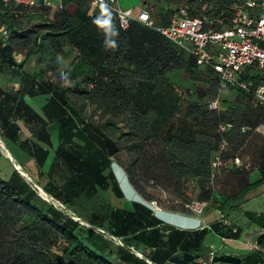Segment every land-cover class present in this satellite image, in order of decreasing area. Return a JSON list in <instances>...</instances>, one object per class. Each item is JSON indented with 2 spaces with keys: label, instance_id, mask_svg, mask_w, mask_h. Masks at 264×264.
Instances as JSON below:
<instances>
[{
  "label": "trees",
  "instance_id": "1",
  "mask_svg": "<svg viewBox=\"0 0 264 264\" xmlns=\"http://www.w3.org/2000/svg\"><path fill=\"white\" fill-rule=\"evenodd\" d=\"M150 1L154 26L133 19L122 29L111 13L101 6L91 8L89 0H62L59 9L39 8L16 16L0 0V26L8 30L4 44L0 42V68L21 67L32 55L43 63L40 80L23 73L13 94L0 89V105L7 100L14 103L7 110L0 106V134L4 140H17L18 127L8 120L12 110L33 138H24L18 145L35 163L37 176L29 174L34 183L80 220L120 241L113 250H104L87 234L79 235V221L38 196L31 183L13 169L7 178L0 176V264H166L170 256L183 252L197 254L190 262L197 264L207 258L208 234L241 236L239 225L222 218L196 228L164 223L152 211L149 202L154 198L139 193L145 181L136 178L129 167L122 169L131 186L128 190L141 199L127 200L129 208H123L110 198L109 191L116 198H125L115 174L119 168L112 164L119 165L114 156L123 151L132 155L134 147L140 149L156 138L155 164L172 189V201L164 208L171 211L190 215L184 204L194 200L219 211L234 208L246 192L264 184V135L252 144L256 128L264 124V106L253 105L250 91L222 84L216 72L197 65L192 55L164 37L155 28L160 24L154 14L157 11L170 18L175 9L162 12L155 6L159 0ZM182 1L175 0L177 6ZM233 1L187 0L191 14L223 17L224 23ZM259 3L264 7V0ZM109 17L110 24L103 25ZM66 47H72L75 55L64 70H58L69 55ZM16 53L22 55L20 61H16ZM239 77L250 90L264 82V72L252 66ZM224 88L236 89L232 99L218 98ZM26 94H48L43 114L24 101ZM202 95L208 102L216 99L217 108H205ZM183 105L185 118L201 117L214 126V133L202 129L174 134L171 125L162 133ZM118 116L123 121L120 126L114 119ZM50 123L57 124L58 144L50 167L55 176L42 170L52 146ZM219 124L230 126L219 131ZM130 137L134 140L129 141ZM222 139L227 141L221 154L223 164L211 175V156ZM242 149L249 153L246 160ZM235 155L242 166L232 163ZM137 160L132 157L133 164ZM253 169L259 178L249 182ZM245 214L259 229L254 241L264 249V232H260L264 213ZM137 248L145 251L143 258L135 254ZM241 264H264V254L251 251L241 256Z\"/></svg>",
  "mask_w": 264,
  "mask_h": 264
},
{
  "label": "built area",
  "instance_id": "2",
  "mask_svg": "<svg viewBox=\"0 0 264 264\" xmlns=\"http://www.w3.org/2000/svg\"><path fill=\"white\" fill-rule=\"evenodd\" d=\"M9 4L12 13L16 15L31 14L39 8L59 9L62 0H2ZM91 8L106 5L107 12L112 14V20L122 29L127 28L133 19L143 22L148 26H154L150 16L152 6L143 1L138 12L134 8H123L118 0H89ZM206 6V3L203 4ZM106 25L105 22L102 23ZM217 24V25H215ZM164 37L174 42L179 48L185 50L195 60L197 65L211 68L218 75L221 82L230 86L250 91L253 105L264 106V82L253 89H249L247 83L240 79V73L246 67H254L264 72V7L259 0H235L231 4L228 22L223 18L213 19L206 13L191 14L187 0H183L175 9L174 14L165 25L155 27ZM8 36L6 28L0 29V42L4 44ZM217 100L208 103L211 109L217 108ZM229 124H219L218 130L227 129ZM247 127H243L244 130ZM264 132V124L256 130ZM227 141L222 139L218 149L211 156V175L223 164L221 157ZM235 166H242V160L238 155L232 158ZM33 187V185L31 184ZM152 203V202H151ZM155 204V203H152ZM206 202L190 201L184 204L189 214L200 215L205 209ZM206 223H201L199 227ZM251 241V237H248ZM224 238H221L223 241ZM255 245V242H252ZM218 251L210 244L207 258L197 264H226L214 262L212 257Z\"/></svg>",
  "mask_w": 264,
  "mask_h": 264
},
{
  "label": "crops",
  "instance_id": "3",
  "mask_svg": "<svg viewBox=\"0 0 264 264\" xmlns=\"http://www.w3.org/2000/svg\"><path fill=\"white\" fill-rule=\"evenodd\" d=\"M140 3L143 1H147L151 4L150 0H138ZM137 2V1H136ZM177 5L178 3L175 2V0H159V2H156V8L158 10L160 9L162 12L165 9H170V5ZM119 4V2H118ZM120 5V4H119ZM132 5L127 4L126 6H123V8H130ZM173 9V8H172ZM174 14V12H173ZM198 13H196L197 15ZM215 19L221 18V17H213ZM223 18V17H222ZM168 17L164 16L162 14H159L157 11L154 14V20L157 24L165 25L168 22ZM4 25L1 24L0 29L3 28ZM66 55H69L59 64L58 70H64L67 65L71 62L75 55V51L72 47L65 48ZM14 57L16 61H20L22 58V55L20 53L14 54ZM43 63L36 61V56L32 55L29 58L25 60L23 65L21 67L17 66H7L3 65L0 68V89L4 92H9L13 94L20 86V82L22 80V74L26 73L29 75H35L37 80L41 79V74L39 72V67H41ZM48 94H35V95H24V101L29 104L33 109H35L40 114H43L42 108L47 103L48 100ZM3 98V95L0 94V100ZM14 105L12 100H7L5 104L0 105L2 108L4 107L5 110L8 108H11ZM9 122H13L18 127V135L16 141L11 140H4L0 134V176L2 178H7L13 169H15V166H19L21 170L25 172L27 176L30 177V180H32L31 176H37L36 173V167L33 159L25 152L23 151L19 145L18 142L24 138L26 139H33L31 136L30 131L28 128L24 125L23 120L17 116H14L12 114V110H10L9 116H8ZM48 130L51 137L52 146L49 150V154L42 166V170L46 173L47 171L50 172V176H55V170L51 169V162L53 159V152L55 147L58 144V136H57V124L56 123H50L48 125ZM3 145H2V144ZM242 159L246 160L248 158L247 154L242 155ZM16 170V169H15ZM120 171V170H119ZM30 174V175H29ZM120 176V173H119ZM24 178V176H22ZM259 178V173L256 169H253L248 177L249 182H253L256 179ZM26 179V178H25ZM27 180V179H26ZM28 181V180H27ZM34 182V181H33ZM128 186V184H127ZM128 195L131 197L133 196L130 192H128ZM122 199V198H121ZM126 203L129 204L127 201L128 199L123 198ZM249 201L255 202L256 204L252 205L251 208H245V204H247ZM113 203L118 206L114 201ZM234 208H225L223 211H219L220 215L219 218L224 219V221L232 222L236 225H239L242 228L241 236L239 238H224L222 241V244H226V241L231 239L234 240V243L231 246H228V250L225 251V253H231L235 254L240 257V263H241V256L245 255L251 251L258 250L261 254H264V249H261L255 245L252 242H255V236L257 233H259V229L256 227V225L248 219L245 212L249 211L254 215H259L260 213H264V184L258 185L252 189H250L248 192L244 194V196L241 198V200L237 201V206H233ZM129 208V207H127ZM163 210H169L167 208L161 207ZM215 209V208H212ZM171 211V210H169ZM166 218L170 220V216H178L181 217L182 220H179V224H182V227L185 226L188 227H194L197 224L201 223H208L210 221H206V218L203 214L201 215H193L190 214L189 216H183V215H177V214H165ZM208 215H210L208 213ZM260 232H264V230H260ZM248 236H245V235ZM245 236V237H244ZM251 237V241H246L245 248H241L238 243H240L239 240L245 241L244 239L246 237ZM221 239V238H220ZM249 239V238H248ZM206 245V242H205ZM219 253V252H218ZM166 264H173L171 262H167ZM191 264V263H188Z\"/></svg>",
  "mask_w": 264,
  "mask_h": 264
},
{
  "label": "rangeland",
  "instance_id": "4",
  "mask_svg": "<svg viewBox=\"0 0 264 264\" xmlns=\"http://www.w3.org/2000/svg\"><path fill=\"white\" fill-rule=\"evenodd\" d=\"M137 1V2H136ZM119 4L121 7L126 6L127 4H131L134 8V13L138 12L140 9V1L138 0H118ZM130 7V8H131ZM170 8L176 9L177 5H170L168 6ZM69 10H72V6L68 7ZM175 11V10H174ZM187 75L184 73L183 77H186ZM183 83L186 82V79H184L183 81H181ZM222 84H224L222 82ZM234 94H236V89L233 88H224V89H220V92L218 94V98H227V99H232L234 97ZM200 101L201 103L205 106V108H209L208 107V100L205 96H201L200 97ZM185 109V106H180L178 107V109L176 110V113L166 122L165 126L163 127V129L161 130V132L163 133L166 129V126L171 125L172 127V133L177 134V133H182L183 135H187V133H190L191 131H195V130H208L211 133H214V126L211 125V123H209L208 121H205L204 119H202L201 117H194V118H185V116L183 115V111ZM120 116H118V118H114V119H118L117 123L118 125H122V119L119 118ZM259 127V126H258ZM180 131V132H179ZM162 133H160L159 135H161ZM260 135H264V132H262L260 129H258L255 133H254V137L252 139V144L256 145L258 140L260 139ZM129 141H133L134 139L132 137L129 138ZM159 138L156 139H149L146 142H144V144L142 145V148L139 149V147H134V150L132 151V155L128 154L126 151H123L117 155L114 156V160L119 162V166L122 169H127L129 167L130 170H132L136 176V178H139L143 181H145V185H144V189L142 191V193L139 191L140 195L144 198V195L146 196H152L154 199L150 200L152 203H155L157 206L159 207H164L167 206L171 203L172 201V189H171V185L169 183V180L167 178V176L161 175V172L159 171L158 165L155 164V161H157V151H158V140ZM241 151H243V154H248L249 153L247 151H245L244 149H242ZM133 156H137L138 160L135 164H133L132 162V157ZM115 164H113L114 166ZM229 170L228 166H226L224 168V172L227 173ZM120 173V176L119 174ZM115 174L117 175V180L120 183V187L125 195V198L128 200H131V197L128 198V187H127V183L125 180V177L123 175L122 171H117L115 172ZM162 177V178H159ZM145 179V180H144ZM149 180H152V182H149ZM33 186H34V182L31 180H28ZM143 185V184H142ZM146 186V187H145ZM110 198L112 201H114L116 204H118V206L123 207V208H127L129 207V204L125 202V200L123 199H119L116 198L110 191ZM256 204L255 202L252 203V201H249L247 204H245V208H251L252 205ZM61 210L67 212L66 210L62 209L61 207H58ZM208 213L210 215H208ZM202 214L205 216L206 221H210L213 220L215 218H219V211L217 209H212V208H205L202 212ZM201 215V214H200ZM179 220H182L181 217L178 216H170V220H168L169 223L175 225L176 227L179 228H185V226L182 227V224H179ZM81 230H79V235L81 236H85V234L88 235V237L90 239H95V243L97 245H99V247H102L104 250H113L114 249V245L115 244H119L120 241L117 238L112 237L111 235L107 234V233H103L101 231H99L98 229H94L92 227H89L87 225L81 224ZM92 233H96L97 235H100V237H94ZM245 236H248L247 234ZM244 236V237H245ZM245 241L242 242V240H239L240 243H238V245L241 248H245V243L246 241H250V239H248V237H246L244 239ZM206 248L208 249V246L210 244H212L213 246H215V248L217 249V251L219 253H225L226 250H228L227 245L231 246L234 243V240H227L226 244H222V241L219 237L208 234V236L206 237ZM115 243V244H114ZM57 264H68L65 261H61V262H57Z\"/></svg>",
  "mask_w": 264,
  "mask_h": 264
},
{
  "label": "water",
  "instance_id": "5",
  "mask_svg": "<svg viewBox=\"0 0 264 264\" xmlns=\"http://www.w3.org/2000/svg\"><path fill=\"white\" fill-rule=\"evenodd\" d=\"M16 171L21 175L24 176L23 174H25V172L22 170H19L17 166H15ZM26 175V174H25ZM27 176V175H26ZM26 178V177H24ZM27 180H30V177L27 176ZM38 185L34 183L33 189L35 190V192L37 193L38 196H40L41 198L44 199V197H42L40 195V193H38L37 188ZM66 214H68V216H70L72 219L74 220H78L79 223H81V221L79 220V218L76 216L73 217L70 213L66 212ZM83 224V223H81ZM98 230H100L99 228H97ZM119 240V239H118ZM144 253L145 251L141 248H137L135 254L141 258L144 257ZM197 257V254H192L189 252H183L181 255H172L169 257L168 261L173 263V264H188L190 263L193 259H195ZM212 261L214 262H223L226 264H241L240 263V257L235 255V254H231V253H217L212 257ZM148 263L153 264L152 262L148 261Z\"/></svg>",
  "mask_w": 264,
  "mask_h": 264
},
{
  "label": "clouds",
  "instance_id": "6",
  "mask_svg": "<svg viewBox=\"0 0 264 264\" xmlns=\"http://www.w3.org/2000/svg\"><path fill=\"white\" fill-rule=\"evenodd\" d=\"M102 9H103L104 12H107V6H106V5H102ZM97 22H98V21H97ZM110 22H111V17H109V19L105 21L106 24H110ZM113 46H115V45L113 44ZM112 164L117 165V167L119 168V170L123 172L122 168H121L118 164H116V163H114V162H113ZM125 180H126V183L128 184V186L131 187L130 184H129V182H128V180L126 179V177H125ZM131 189H132V188H131ZM132 190H133V189H132ZM133 191H134V190H133ZM129 197H130V196H128V198H129ZM140 199H141V198H139V196L136 195V192H135V194H134L133 196H131V200H140ZM149 203H150V205H151V207H152V211H153L154 215H156V216H157L159 219H161L164 223L171 224V223L168 222V219L166 218V215H165V214H177V215H183V214H180L179 212H176V211L163 210L161 207L157 206L156 204H152L151 202H149ZM183 216H189V215H183ZM172 225H173V224H172ZM199 226H200V224H197V225H195L194 227H189V228H196V227H199ZM185 228H186V227H185ZM187 228H188V227H187Z\"/></svg>",
  "mask_w": 264,
  "mask_h": 264
},
{
  "label": "bare ground",
  "instance_id": "7",
  "mask_svg": "<svg viewBox=\"0 0 264 264\" xmlns=\"http://www.w3.org/2000/svg\"><path fill=\"white\" fill-rule=\"evenodd\" d=\"M2 144V143H1ZM3 145V144H2ZM18 167V169L19 170H21V168L19 167V166H17ZM22 171V170H21ZM24 175V177H26V179H27V176L25 175V174H23ZM37 189V191H38V193H40V195L42 196V197H44V199L46 200V201H48V202H50V203H53L55 206H57V207H61L62 209H64V210H66L67 208L66 207H64V206H62L61 205V203H59L57 200H55L54 198H52L51 196H49L46 192H44L39 186L36 188ZM68 213H70L73 217H75L76 218V215L74 214V213H72V212H70L68 209L66 210ZM80 220V219H79ZM81 221V223H83L84 225H87V226H89V227H92V228H94V229H97L95 226H92L91 224H89V223H87V222H85V221H83V220H80ZM136 252V251H135Z\"/></svg>",
  "mask_w": 264,
  "mask_h": 264
}]
</instances>
